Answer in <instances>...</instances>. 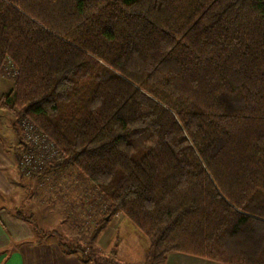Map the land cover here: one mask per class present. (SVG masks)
Segmentation results:
<instances>
[{
	"label": "trees",
	"instance_id": "16d2710c",
	"mask_svg": "<svg viewBox=\"0 0 264 264\" xmlns=\"http://www.w3.org/2000/svg\"><path fill=\"white\" fill-rule=\"evenodd\" d=\"M6 71L23 175L46 152L26 176L76 168L106 198L65 252L113 264L92 244L121 212L143 264H264V0H0Z\"/></svg>",
	"mask_w": 264,
	"mask_h": 264
},
{
	"label": "rangeland",
	"instance_id": "374dc122",
	"mask_svg": "<svg viewBox=\"0 0 264 264\" xmlns=\"http://www.w3.org/2000/svg\"><path fill=\"white\" fill-rule=\"evenodd\" d=\"M6 72L0 74V97L10 92L14 84L13 77ZM0 121L3 140H11L8 145L14 151L23 149L25 137L18 133L19 125H13L15 116L3 101H0ZM42 174L44 175L39 178L25 180L24 186L18 188L29 202L24 199L15 203L12 195L8 199L9 204L22 208L26 214L32 213L37 226L48 231V236L51 232H55L51 233L55 235L61 233L70 243H80L87 247L92 229L102 216V203L106 198L103 196L98 201L100 191L83 175L79 174L80 178H77L76 168L58 172L50 170ZM123 216L115 214L108 222V229L111 231L101 233L99 240L96 239L92 244L96 259L101 262L109 260L113 264H143L148 239ZM121 217L124 219L120 220ZM109 247H115L116 254L107 255Z\"/></svg>",
	"mask_w": 264,
	"mask_h": 264
},
{
	"label": "crops",
	"instance_id": "0c3cea01",
	"mask_svg": "<svg viewBox=\"0 0 264 264\" xmlns=\"http://www.w3.org/2000/svg\"><path fill=\"white\" fill-rule=\"evenodd\" d=\"M1 130L2 123L0 121V133ZM8 142H5L0 134V264H82L78 253L65 252L57 235L51 234L53 233L51 231L49 236L44 234V232H49L37 226L32 213L26 214L22 208L9 204L8 199L12 195L16 200L15 203L27 200L25 194L22 195V191L20 192L18 188L24 186L25 180L39 178L44 174L29 178L23 175L15 158V151L8 145ZM17 210L33 216L34 222L19 216ZM119 213H117L118 216L124 215ZM123 217L120 220H123ZM107 229L108 225L101 233L111 231ZM101 233L99 237H101ZM146 246L147 251L149 242ZM109 253L110 255L114 254L115 247H109L106 254L109 255ZM87 264L94 263L92 261ZM166 264L222 263L183 252H171L168 254Z\"/></svg>",
	"mask_w": 264,
	"mask_h": 264
},
{
	"label": "built area",
	"instance_id": "2783aa9c",
	"mask_svg": "<svg viewBox=\"0 0 264 264\" xmlns=\"http://www.w3.org/2000/svg\"><path fill=\"white\" fill-rule=\"evenodd\" d=\"M3 1L8 2V3L10 2V0H3ZM31 134L32 135H29L28 138H32L34 140L35 144H37V148H40V146H42V144H43V139L41 138L40 134L39 133H31ZM45 153L46 152H43V153H40L39 155H36V156L31 155V154H25L23 156V161L21 163L22 171L26 175H31V173L34 170H37L38 166L43 161L42 159L46 155Z\"/></svg>",
	"mask_w": 264,
	"mask_h": 264
},
{
	"label": "water",
	"instance_id": "95a60500",
	"mask_svg": "<svg viewBox=\"0 0 264 264\" xmlns=\"http://www.w3.org/2000/svg\"><path fill=\"white\" fill-rule=\"evenodd\" d=\"M106 219H108V217H106Z\"/></svg>",
	"mask_w": 264,
	"mask_h": 264
}]
</instances>
